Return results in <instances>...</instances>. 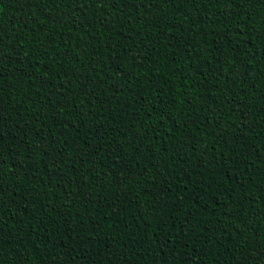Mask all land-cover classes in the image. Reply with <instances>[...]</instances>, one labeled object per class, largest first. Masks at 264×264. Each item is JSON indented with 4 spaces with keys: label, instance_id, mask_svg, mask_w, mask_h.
<instances>
[{
    "label": "trees",
    "instance_id": "trees-1",
    "mask_svg": "<svg viewBox=\"0 0 264 264\" xmlns=\"http://www.w3.org/2000/svg\"><path fill=\"white\" fill-rule=\"evenodd\" d=\"M0 264H264V0H0Z\"/></svg>",
    "mask_w": 264,
    "mask_h": 264
}]
</instances>
